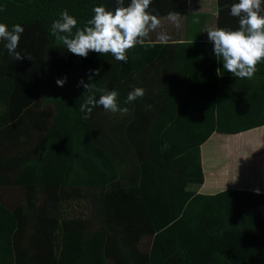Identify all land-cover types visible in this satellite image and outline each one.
I'll use <instances>...</instances> for the list:
<instances>
[{"label":"trees","instance_id":"obj_1","mask_svg":"<svg viewBox=\"0 0 264 264\" xmlns=\"http://www.w3.org/2000/svg\"><path fill=\"white\" fill-rule=\"evenodd\" d=\"M236 2L218 0L217 27H239ZM96 6L114 10L116 0H0V23L24 28L25 56L16 60L0 40V218L8 219L0 264H77L81 235L65 232L81 228L94 232L101 264H115L122 248L123 264H264V193L238 190L235 169L247 159H237L242 142L226 137L264 125L262 68L225 80L238 91L230 105L213 97V68L202 61L198 72L182 44H161L155 33L127 51V63L94 51L78 57L51 24L67 9L83 27ZM149 10L188 16L190 0H152ZM191 26L181 42L201 40L203 29L189 36ZM81 80L117 90L127 113L97 106L85 119ZM135 87L145 95L125 104ZM144 239H153L149 257L139 252ZM129 245L138 246L130 255Z\"/></svg>","mask_w":264,"mask_h":264},{"label":"clouds","instance_id":"obj_2","mask_svg":"<svg viewBox=\"0 0 264 264\" xmlns=\"http://www.w3.org/2000/svg\"><path fill=\"white\" fill-rule=\"evenodd\" d=\"M152 0H116L114 10H107L105 6L92 9L93 16L83 27H77L78 20L67 9L59 14L51 24V35L54 36L70 53L86 58L90 51L100 54H111L117 61L127 63L126 55L129 49L143 44L150 34L161 27L158 14L149 10ZM230 14L239 18V27L209 28L207 35L213 42L215 56L222 61L223 68L237 78L251 79L257 71V64L264 61V0H238L232 3ZM166 19L176 28L181 27V15L176 11H169ZM75 29V32H73ZM24 28L20 24L9 28L0 23V40L6 41L8 54L16 60L24 59L17 51ZM156 39L161 44H167L170 35L161 31ZM30 59V58H29ZM219 71V70H218ZM98 71L96 75H98ZM92 77L89 76V80ZM65 79L56 81L63 86ZM88 93L79 111L89 118L93 108L102 106L112 113L126 114L128 109L121 108L118 102L119 92L106 88H95L94 83L79 82ZM79 86V85H78ZM101 93L97 99L96 93ZM145 95V89L135 87L127 94L125 104L132 103ZM166 147V146H165Z\"/></svg>","mask_w":264,"mask_h":264},{"label":"crops","instance_id":"obj_3","mask_svg":"<svg viewBox=\"0 0 264 264\" xmlns=\"http://www.w3.org/2000/svg\"><path fill=\"white\" fill-rule=\"evenodd\" d=\"M218 13V0H190L189 15L181 16L180 28H176L175 25L171 24L168 20L161 19V27L156 29V31L153 33H155L156 37L157 33L165 31L171 37V39L169 40L170 43L175 42L176 45L182 44V46L184 47V51L187 54H191L192 58L197 60L198 66H196V69L198 70V72H201L202 70V61L206 65L210 66V69L213 68L214 70L215 68L211 62L213 58L214 45L213 42L209 41L208 39L207 30L209 28H217ZM188 23L189 25L192 24L189 36H195L196 32L203 29V34L200 41H180L184 40L186 37L185 31ZM176 55L177 57L181 56V54H179L177 51L173 52L171 69H173V66L175 64ZM259 67L262 68L259 73V75H261L264 73V61H261L257 64V71L259 70ZM222 68L223 63L219 65L218 69L221 70ZM228 98H230L229 94H226L225 99ZM255 131L258 133L251 139H249L248 147H251V149L237 157L238 161L241 158L247 159V163L242 165L238 164V168L235 169V180L238 179L237 181L240 182L238 186L241 188L249 189L254 192H261L263 190L264 184V125L250 132L254 133ZM250 132L248 131L245 133L249 134ZM236 172H239V174ZM218 183L214 187H217ZM207 187L208 185L206 184L205 186L200 187V189L204 190ZM261 193H264V191ZM65 233H76L81 235L80 239L76 241L77 264H101L100 256L95 255L90 248L91 243L94 249L96 246L95 240L93 238L95 234H91L94 232H89L87 229L83 230L81 228L77 232H75L74 229H68ZM153 245V239H144L141 241L139 252L144 250V254L149 257L151 251L153 250ZM137 249L138 246L129 245V255ZM127 259L128 257L125 255L124 249L122 248L121 253L118 256L115 264H123L126 262ZM156 263L158 264V262Z\"/></svg>","mask_w":264,"mask_h":264},{"label":"rangeland","instance_id":"obj_4","mask_svg":"<svg viewBox=\"0 0 264 264\" xmlns=\"http://www.w3.org/2000/svg\"><path fill=\"white\" fill-rule=\"evenodd\" d=\"M212 63H213V66H214V74L215 76L217 77L216 79V87L214 89H216V93L214 95V99L216 100V102L220 103L223 102H227L225 104H232V103H235V105H237V102H238V91L235 87L233 88H230L229 89V86L230 84L229 83H226V79H229L230 81L232 80H236V79H239L237 77H235L232 73L226 71L224 68H222L221 70L218 69L219 65L222 63L221 60H219L216 56H215V53L213 51V58H212ZM219 70V71H218ZM211 85V84H210ZM207 87V86H206ZM213 89V90H214ZM235 94L234 96V99L235 101L231 100L233 97H232V94ZM226 94H229V97L228 99H225V95ZM261 97L259 95L256 96V98L254 99V105H257L259 99ZM221 104V103H220ZM258 132H250L249 134H238L236 136H226V137H231L230 138V141H229V144H233V145H238L239 142H242L240 145L242 147V151L241 153L239 154L242 155L243 153L246 152V149H245V142L246 140H249V138L252 136H255ZM224 154V153H223ZM197 188H199V186H197ZM238 190H246L244 188H241L238 186ZM248 191V190H247ZM264 191V184H263V190L261 192ZM1 221H2V225L0 226L1 229H5L6 225L8 224L7 222V218L6 216H3L2 218H0ZM0 260H2V257L0 256ZM8 263V262H7Z\"/></svg>","mask_w":264,"mask_h":264}]
</instances>
